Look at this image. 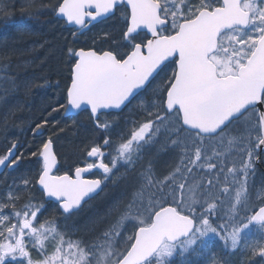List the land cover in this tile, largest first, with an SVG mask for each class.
Returning <instances> with one entry per match:
<instances>
[{
	"label": "snow or ice",
	"instance_id": "snow-or-ice-1",
	"mask_svg": "<svg viewBox=\"0 0 264 264\" xmlns=\"http://www.w3.org/2000/svg\"><path fill=\"white\" fill-rule=\"evenodd\" d=\"M20 11L48 15L71 42L63 86L36 85L58 96L31 140L9 136L13 113L0 117V264H229V253L264 264V0H25ZM7 67L0 83L29 95ZM80 116L89 136L63 170L60 117ZM225 141L230 163L206 151ZM109 184L120 194L103 226L76 238L68 222Z\"/></svg>",
	"mask_w": 264,
	"mask_h": 264
},
{
	"label": "trees",
	"instance_id": "trees-1",
	"mask_svg": "<svg viewBox=\"0 0 264 264\" xmlns=\"http://www.w3.org/2000/svg\"><path fill=\"white\" fill-rule=\"evenodd\" d=\"M51 2L54 3L55 0H51ZM21 4H23V0H0V8L5 5L11 6L7 15L0 13V76L4 74V65H7V73L14 76L17 83L21 85L27 82L31 87V92L26 96L23 86L16 91H12L9 84L0 83V117L5 114L4 111L7 106L10 105L8 110L15 108L13 102L18 100L20 102L16 105L20 108L18 110L24 111V108H27L26 106L32 105L33 116L35 114L39 118L41 117L39 114L42 112L41 100L45 96H49L54 101L58 94L54 96L55 88L48 89L36 85L43 84L45 80L55 84L59 80L61 87L63 86L64 77L67 74L63 49L66 43L71 42V37L61 26L49 24L50 17L46 14H41L38 19L35 16L29 18L27 13L22 14L20 11ZM5 52L9 54V59H4L3 53ZM15 64H18L16 69ZM6 102L7 105L4 106ZM15 112L9 123V129H17L21 125L20 130H23L25 127L21 123L22 120H26V113L24 112V115H22L21 112ZM60 120L65 123L62 117H60ZM19 121L20 124L16 126L15 124ZM63 123H61V126L65 127V131L60 133L57 144H60L59 142L64 139L63 143H66V146H63L64 152L57 144L56 148L61 158L71 156L69 159L72 160L71 165L73 166L81 155L85 137L89 136L87 131L89 125L85 124V127H82ZM66 124L76 128V130H68ZM17 136L22 142L31 139L28 134L26 137L22 131H19ZM3 143V137L0 136V144ZM77 145H80V147H77ZM228 257L224 258L228 260ZM245 261L248 264L247 258H245Z\"/></svg>",
	"mask_w": 264,
	"mask_h": 264
},
{
	"label": "rangeland",
	"instance_id": "rangeland-1",
	"mask_svg": "<svg viewBox=\"0 0 264 264\" xmlns=\"http://www.w3.org/2000/svg\"><path fill=\"white\" fill-rule=\"evenodd\" d=\"M23 3H25V0H23ZM89 35H91V33ZM83 37L84 36H82L80 39L81 44H83V41L87 40V36L84 38ZM17 66H18V64H15V69L17 68ZM41 101H42L41 102L42 103L41 110H43L47 105L54 103V101H52L49 98V96H45V98ZM5 105H7V102L4 104V106ZM16 105L17 104L14 105L15 108L9 109V111H7L5 113L10 112V113H13V115H14V113H16L15 111H18V112H21L22 115H24L23 113L25 112L26 113V120L25 121L22 120V123H21V124H23V126L25 128L23 130H20V132L25 131V133L31 137V134L28 130V125L33 123L35 121V119L38 118V115L34 114V116H33L32 105L26 106L27 108H24V111L18 110L20 108ZM9 107H10V105L7 106L6 109H8ZM39 116H41V114H39ZM39 118H41V117H39ZM39 118L37 120H39ZM19 123H20V121H19ZM18 133L15 136H17ZM57 145L59 146L60 149H62V146H60V144H57ZM206 151L208 152L209 155H212L214 159H216L214 154L220 153L221 155L219 156V160H223L226 163H230L235 149L233 146H229L227 141H225L223 143H219V142L209 143L206 146ZM70 157L71 156H69V158ZM69 158L65 157V156L62 157L64 170L69 169V167L71 165L72 160ZM27 161H28V159H27ZM27 163L30 164L31 162H27ZM166 163L171 164L172 161L167 160V158L163 154H161V158L157 162V170L160 172H166L168 170L166 167ZM261 163H262V165H264V161H262ZM27 165L28 164H26L25 167ZM30 166H31V164L27 167H30ZM262 186H264V176H262V174H260L256 170L255 190L259 191ZM119 194H120V187L116 184H109L108 187L105 189V191L98 198H96L90 204L86 205V207L82 211H80V213L76 217H74L72 220H70L68 222L69 226L71 228H73L74 236L76 238L82 237L84 239H90L93 235V232L91 231V229L93 228V222H95V226H96L97 230L103 226L102 221L104 219L105 213L108 211L110 202L115 197L119 196ZM213 246H215V245H213ZM230 255L232 256V254H230V253L228 255H226V256H229L228 257L229 264H246L245 258L241 259L240 254H238L235 257H231ZM240 260H242V261H240Z\"/></svg>",
	"mask_w": 264,
	"mask_h": 264
},
{
	"label": "bare ground",
	"instance_id": "bare-ground-1",
	"mask_svg": "<svg viewBox=\"0 0 264 264\" xmlns=\"http://www.w3.org/2000/svg\"><path fill=\"white\" fill-rule=\"evenodd\" d=\"M44 69H45V68H44ZM55 94H56V95L58 94V90L55 91L54 96H55ZM13 103L17 104V103H20V102L17 100V101H14ZM15 104H14V105H15ZM7 111H9V110H8V109H5L4 112H7ZM8 113H10V112H8ZM61 123H63V122H61ZM67 123H68L69 125H72V126H82V127H85V123H71V122H68V121H67ZM19 124H20V123H17V124H15V125L17 126V125H19ZM63 124H65V123H63ZM69 125L66 124L68 130H71V131H75V130H76V128L71 127V126H69ZM20 127H21V125L18 126L17 129H10V131H9V136H14L15 134H17V133L20 131ZM24 135H26V137H27V134L25 133V131H24ZM87 137H88V136L85 137L84 141H86ZM63 142H64V139H63L62 141H60L59 143H60V146H62V150H63V152H64V147H63V146H66V145H65L66 143H63ZM83 143H84V142H83ZM77 147H80V145H77ZM30 164H31V163H30ZM30 164H28V166H29Z\"/></svg>",
	"mask_w": 264,
	"mask_h": 264
},
{
	"label": "flooded vegetation",
	"instance_id": "flooded-vegetation-1",
	"mask_svg": "<svg viewBox=\"0 0 264 264\" xmlns=\"http://www.w3.org/2000/svg\"><path fill=\"white\" fill-rule=\"evenodd\" d=\"M257 171L264 175V166L260 165L258 168H256Z\"/></svg>",
	"mask_w": 264,
	"mask_h": 264
},
{
	"label": "water",
	"instance_id": "water-1",
	"mask_svg": "<svg viewBox=\"0 0 264 264\" xmlns=\"http://www.w3.org/2000/svg\"><path fill=\"white\" fill-rule=\"evenodd\" d=\"M76 114L75 113H69V116H75Z\"/></svg>",
	"mask_w": 264,
	"mask_h": 264
}]
</instances>
